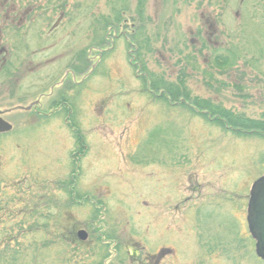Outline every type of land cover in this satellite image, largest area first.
<instances>
[{"label": "rangeland", "instance_id": "rangeland-1", "mask_svg": "<svg viewBox=\"0 0 264 264\" xmlns=\"http://www.w3.org/2000/svg\"><path fill=\"white\" fill-rule=\"evenodd\" d=\"M140 1L137 22L136 0H40L22 22L0 10L12 127L0 136V244L50 242L39 264H264L245 221L264 133L224 131L147 91L182 82L190 99L264 121V0ZM20 224L52 235L21 237ZM71 229L83 245L61 243Z\"/></svg>", "mask_w": 264, "mask_h": 264}, {"label": "trees", "instance_id": "trees-1", "mask_svg": "<svg viewBox=\"0 0 264 264\" xmlns=\"http://www.w3.org/2000/svg\"><path fill=\"white\" fill-rule=\"evenodd\" d=\"M143 6V1H140L138 4L139 18L141 19V7ZM109 18V17H108ZM103 19V17L99 18V22H102L101 28L106 29V27H110L112 25L110 19ZM113 24H117V17L114 16ZM143 21L140 20V23ZM228 58L216 59V65L219 67L227 66L229 62H227ZM144 86H145V81ZM161 84V85H159ZM147 85V84H146ZM149 89H147L148 94L151 93L156 94L158 91L160 93L157 95L159 99L164 100L170 104L179 103L182 108H186L187 111L193 115L201 117L207 122L211 121V123L216 124L224 131H232L233 134H244L249 133V131H253V133H264V121H252L247 120L242 115H233L228 111L222 109L220 106L213 104L210 101H196L194 99H190L189 94L186 90V87L182 82L179 83H161V82H152L149 83ZM76 130V131H75ZM74 138L80 143V135L77 129H74ZM257 131V132H256ZM247 133V134H248ZM71 181L66 188V194L68 195V199L70 203H73V192L70 187ZM31 216V215H30ZM21 228L17 231L19 236H25V234H36L40 229L44 232L45 235L50 234L49 229L45 225H32L28 230L24 231V227L20 224ZM22 234V235H21ZM58 239L61 240V243L68 242L72 246L83 245L84 243H80L75 238V231L73 229L69 230L68 235L58 236ZM40 246V245H39ZM36 247L35 242H33L28 248H23L17 241V239H13L12 241L8 240L2 242L0 244V264H39L38 260L40 258L45 259L46 255L50 252V242H46L42 244L40 247Z\"/></svg>", "mask_w": 264, "mask_h": 264}, {"label": "water", "instance_id": "water-1", "mask_svg": "<svg viewBox=\"0 0 264 264\" xmlns=\"http://www.w3.org/2000/svg\"><path fill=\"white\" fill-rule=\"evenodd\" d=\"M11 129L12 127L0 116V134L8 133ZM247 225L255 241V254L264 261V175L251 187L247 209ZM76 236L79 241H85L87 238L83 230L78 231Z\"/></svg>", "mask_w": 264, "mask_h": 264}, {"label": "flooded vegetation", "instance_id": "flooded-vegetation-1", "mask_svg": "<svg viewBox=\"0 0 264 264\" xmlns=\"http://www.w3.org/2000/svg\"><path fill=\"white\" fill-rule=\"evenodd\" d=\"M40 0H0V10L2 9H6V13H4V19L5 21L8 20L9 18V14H13V18L14 20H17L19 22L22 21H26L27 18H29L31 13H36L37 15H41L39 14V12L37 11L38 9H36L38 7ZM136 5L138 6L140 0H136ZM16 4H20L19 6H21V8L17 7ZM40 5V4H39ZM64 5V4H63ZM62 5V6H63ZM53 12H56L57 9H53ZM135 14L133 15V18L131 19L132 22H137V19H139V11L137 10V12H134ZM60 17H63L62 14H60L58 16V20L60 21ZM103 19H107V18H103ZM118 23L121 22V19H117ZM122 22H124V20H122ZM118 23L116 24V31L117 29H119V25ZM137 25V23H136ZM132 30L130 31L132 34L135 33V30L138 29V25L135 26V30L134 29V25L132 24ZM107 28V27H106ZM112 30L111 27H109L108 32ZM115 31V32H116ZM124 31H119L118 35H114V38H118L124 35ZM107 35V33H106ZM106 38V37H105ZM2 52V51H0ZM87 61V60H86Z\"/></svg>", "mask_w": 264, "mask_h": 264}]
</instances>
